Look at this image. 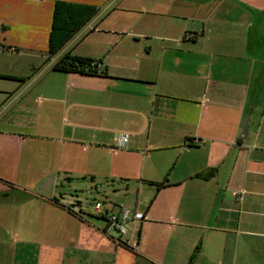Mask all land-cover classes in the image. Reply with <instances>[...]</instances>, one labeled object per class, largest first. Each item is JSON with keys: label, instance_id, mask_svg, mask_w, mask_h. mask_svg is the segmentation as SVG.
Masks as SVG:
<instances>
[{"label": "crops", "instance_id": "1", "mask_svg": "<svg viewBox=\"0 0 264 264\" xmlns=\"http://www.w3.org/2000/svg\"><path fill=\"white\" fill-rule=\"evenodd\" d=\"M124 1L0 0V264H264V0H137L128 32ZM56 2L98 13L49 56ZM66 54L99 73L54 71ZM48 178L122 194L135 247Z\"/></svg>", "mask_w": 264, "mask_h": 264}, {"label": "trees", "instance_id": "2", "mask_svg": "<svg viewBox=\"0 0 264 264\" xmlns=\"http://www.w3.org/2000/svg\"><path fill=\"white\" fill-rule=\"evenodd\" d=\"M98 9L90 6L56 2L53 6L47 51L49 56L55 55L72 37L81 30L96 14ZM54 71L64 73H78L94 76L98 74V64L89 59L64 55L53 65ZM0 78L15 79L14 77L0 76ZM24 79H21L23 81ZM212 175V171H206L197 178L206 179ZM165 182V181H164ZM164 182L156 184L157 188L164 186Z\"/></svg>", "mask_w": 264, "mask_h": 264}, {"label": "rangeland", "instance_id": "3", "mask_svg": "<svg viewBox=\"0 0 264 264\" xmlns=\"http://www.w3.org/2000/svg\"><path fill=\"white\" fill-rule=\"evenodd\" d=\"M134 2H137L138 6L134 5ZM121 7L122 8L119 10L118 14L116 16H112L114 18L110 20V23L113 25V27L111 28L118 31L128 32L131 30V29L128 30L131 20L138 15L137 11L135 10L139 8L141 10L142 3H140L137 0H125L124 3L121 5ZM116 17L120 19L117 22L114 20L116 19ZM81 49L83 48L80 47V50ZM109 186L111 185H108V187ZM54 194L56 200L60 202L59 205L63 206L69 212L73 210L74 212L79 214L78 209H80L81 213H83L80 214L81 217L84 218V220L88 224H91L92 226L102 225V221L97 219L98 217L95 215V210H94L95 203H100L103 209L109 211L110 210L109 208H111L110 207L111 204L112 203L116 204L117 202L116 199L122 197V194H116V192H114L111 189V187L103 188L101 189V191L100 190L96 191V188H94L93 186L89 187L86 183L76 182V181L69 186L65 185L63 187H59V185H57L55 187L54 185L51 189V192H49L48 194L41 193V196H43L46 199H52V195ZM71 204L74 206H71ZM33 205L34 204L32 203L26 205L25 207H31ZM15 207H18L17 204H12V208ZM111 235L115 236L116 234L112 233Z\"/></svg>", "mask_w": 264, "mask_h": 264}, {"label": "built area", "instance_id": "4", "mask_svg": "<svg viewBox=\"0 0 264 264\" xmlns=\"http://www.w3.org/2000/svg\"><path fill=\"white\" fill-rule=\"evenodd\" d=\"M99 69L100 68L99 66ZM129 139L128 133H119L116 138L114 148L122 149L127 144ZM240 198V197H239ZM95 215L104 221L103 233L110 236L112 233L116 234L115 241L119 245L132 250L135 245H129L124 238L128 232V225L132 222H140L145 219L144 215L136 211H128L127 209L120 208L117 212H110L101 206L100 203L94 205Z\"/></svg>", "mask_w": 264, "mask_h": 264}, {"label": "water", "instance_id": "5", "mask_svg": "<svg viewBox=\"0 0 264 264\" xmlns=\"http://www.w3.org/2000/svg\"><path fill=\"white\" fill-rule=\"evenodd\" d=\"M246 123H247V117H245L243 120H242V124H241V132H240V137L242 139H245L246 136H247V127H246ZM53 182V179L52 178H48L46 179L42 184L39 185L38 187V190L41 192V193H48L50 187H51V184Z\"/></svg>", "mask_w": 264, "mask_h": 264}]
</instances>
